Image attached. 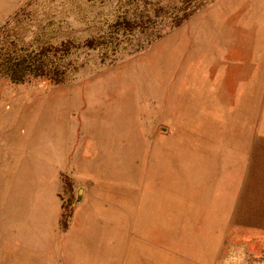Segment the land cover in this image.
<instances>
[{"label": "rangeland", "instance_id": "374dc122", "mask_svg": "<svg viewBox=\"0 0 264 264\" xmlns=\"http://www.w3.org/2000/svg\"><path fill=\"white\" fill-rule=\"evenodd\" d=\"M0 264H264V0H0Z\"/></svg>", "mask_w": 264, "mask_h": 264}]
</instances>
